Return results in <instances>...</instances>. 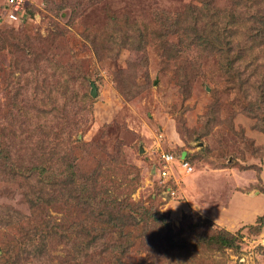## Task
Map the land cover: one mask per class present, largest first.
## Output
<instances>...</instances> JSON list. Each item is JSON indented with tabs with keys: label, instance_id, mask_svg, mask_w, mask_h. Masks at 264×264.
Segmentation results:
<instances>
[{
	"label": "rangeland",
	"instance_id": "374dc122",
	"mask_svg": "<svg viewBox=\"0 0 264 264\" xmlns=\"http://www.w3.org/2000/svg\"><path fill=\"white\" fill-rule=\"evenodd\" d=\"M208 1L223 4L221 0H87L82 2L79 15L71 17L72 11H67L63 18L56 17L54 22L58 24H54L50 13L54 7L52 0H24V8H33L34 15L25 14L23 23L15 30L2 7L6 0H0V33L16 34L11 43H3L7 45L0 40V133H3L0 136L11 146L13 161L25 159L14 172L7 165L0 166L1 250L22 251L29 242L28 235L42 232L45 244L56 247L55 256L65 257L67 252H74V245L69 249L57 236H50L49 229L60 224L59 230L68 233L71 228L78 232L77 222L82 217L73 214L71 207L43 205L48 195L41 194V190L46 191L52 185L24 174L32 163H43L39 160L44 158L41 157L44 151H36L37 161L24 151L36 146L33 131L46 116L40 110L43 103L48 106L52 103L50 109L61 110L58 115L65 118L64 122L54 118L51 125L52 129L60 125L66 129V135L69 133V143L63 146L68 158L84 156L82 165L88 161L90 172L97 166L96 161L105 168L109 161L115 160L132 177L138 174L139 187L132 199L141 203L149 202L151 196L156 198L154 204L170 218L174 234L179 233L184 219L199 216L227 230L209 220L206 213L228 207L227 199L235 192L264 193L263 47L252 56L239 51L229 55L228 59H237L232 67L219 54L185 50L183 37H177L174 44L177 47L182 44L184 53L169 64L156 49L147 55L128 48L108 52L97 43L96 51L91 43L95 37L100 40L108 34L113 19L127 18L155 25L156 13H159L157 22L162 23L167 16L171 18L189 6H201ZM232 3L220 8H229ZM240 5L234 9L243 10L242 17L250 18L248 27L261 19L264 0H242ZM59 28L69 34L46 54L58 64V69H50L49 64H42L41 58L35 60L34 54L44 47L47 52V42ZM91 83L97 86L96 97L92 96ZM183 151L192 156L191 173L186 174L179 165L183 158L178 154ZM162 152L173 153L175 161L173 176L168 178L171 182H167V189L159 191L158 176L152 175V171L157 165L160 168L158 159ZM121 179L122 176L113 175L106 180L104 189L112 190L109 182ZM214 185L222 191L213 188L211 192H222L221 196L216 195V202L204 212L200 204L211 192L201 189ZM56 193L54 190L53 196ZM38 196L41 199L37 200ZM237 204L236 210L241 208L242 212L255 205L238 200ZM229 232L237 236L238 248L224 252L194 251L195 247L189 244L185 251H173L166 240L158 239L163 245L160 250H166V254H157L158 243L146 251L145 246L142 250H130L131 259L135 264H264V222L255 221ZM183 236L174 239L180 242ZM108 261V256L100 254L93 262L81 264H109ZM51 264L61 261L55 258Z\"/></svg>",
	"mask_w": 264,
	"mask_h": 264
},
{
	"label": "trees",
	"instance_id": "16d2710c",
	"mask_svg": "<svg viewBox=\"0 0 264 264\" xmlns=\"http://www.w3.org/2000/svg\"><path fill=\"white\" fill-rule=\"evenodd\" d=\"M85 1L87 0H52L51 3L54 7L50 8V11H52L50 13H53L51 19L54 22L56 17L63 18L67 11H72L71 17L79 15L80 10L83 9L82 2ZM221 1L223 4L214 5V2L212 4L208 1L202 3L201 6H189L185 11L171 18L167 16L162 19V23L157 22L159 13H156L153 15L155 25L146 22H131L127 18L122 20L113 19L108 34L103 35L100 40L95 37V42L92 41L91 43L96 51L97 43L103 51L108 52H112L116 48L121 50L128 48L147 55V52H155L156 49V51L158 50L157 53H161L163 60H167L165 63L169 64L175 63L184 53L182 44L179 47L174 44L177 37H183L186 39V45L183 46L185 50L200 49L207 54L211 52L219 54L227 60L228 65L231 63L234 67V61L237 59L230 60L228 59L229 55L237 54V51H239L240 54L244 53L245 56H252L259 48H261V51L263 50L264 9L261 10L262 14L259 13L261 19L254 23L251 22L252 24L250 23L248 27L247 23L250 22V18L242 17L243 10L237 7L236 10L234 9L237 5L241 6L242 0H236L234 6L232 2L235 0H228V4L232 3L229 8H220L228 5L225 0ZM10 4V0H6V4L4 3V6H2L6 12V18L12 7ZM27 13L33 16V8L26 7L18 12V21L10 20L15 30L18 24L23 23L24 16ZM165 15L166 13H163L164 17ZM228 17L232 20L226 21L225 18ZM235 18L237 19L234 21ZM54 24L58 23L54 22ZM64 30L59 28L57 34H52V39L47 42L49 46L47 52H45L46 47H40V52L34 54L35 60L41 58L42 64H49L50 69L58 67V64L52 61L54 57L50 60V57L46 54L49 53L50 49L53 51L69 34L68 31L63 33ZM11 37L15 38L16 34L0 33L2 45H7L3 43H11ZM39 70L41 71L42 68H39ZM24 73L30 72L25 71ZM45 74L44 70L43 75L45 76ZM227 74L229 75V71H227ZM262 92L264 93V88ZM42 105L43 107L40 110L46 116L39 121L42 123L41 126L33 131V137L37 140L36 146L34 150L28 151L25 149L24 151L28 156L31 155L34 161H37L38 158L36 151H44V156H41L44 158L39 160L43 163L40 165L34 162L30 167L25 168V173H23L29 177L41 178L40 181H43V184L52 185L46 191L41 190V194L48 195L44 198L43 205L45 203L50 206L71 207L73 214L82 217V220L78 222L72 221V223L77 222L78 232L71 231L70 227L71 232L68 231V233L59 230L60 224H54L49 229L52 234L50 236H57L69 249L74 245V252L70 251V254L67 252L65 257L55 256L53 251L56 250V247H52L54 245L47 246L41 235L42 232H37L32 236H27L29 242L25 244L26 247L22 251L14 252V249L11 248H7V250L5 248L0 249V264H35L36 262L51 264V261L55 258L59 259L61 264H81L82 262H93L95 257L100 254L109 257V264H126L125 261L128 264H135L130 254V250H135V248L142 250L145 246L144 251H146L147 247L153 248L160 243L157 246V254H166V250H160L163 245L158 239L166 240L170 244L169 249L173 251L183 249L185 251L188 249L189 244L195 247L194 251L224 252L226 249L238 248L237 236L228 230L213 225L201 216L197 219H184L185 221L179 233L174 234L170 218L161 214L155 206L154 200L156 198L151 196L149 202L141 203L132 199L133 193L139 187V175L134 174L135 176L132 177L131 172L121 169L122 166L116 165L115 160L109 161L105 168L103 165H99L100 163L97 164L96 161V164H94L97 166L92 167V172L88 170L89 168L87 169L88 161L82 165L86 160L84 156L70 160L63 149V146L69 143V133L66 135V129L61 128L60 125H56L53 129L51 125L54 118L61 119L64 122L63 114L58 115L61 110H51L52 103L49 106L45 103ZM54 111L57 115H54ZM11 151L9 143L5 144L3 137L0 136V166L1 164L7 165L14 172L18 164L25 159L20 157L18 160L13 161ZM178 156L185 161L193 162L192 156L186 151L178 154ZM158 167L157 165V169H161V166ZM21 170L22 168H20ZM118 170H121L119 171L120 174L117 172ZM113 175H120L122 179L110 181L109 186L112 190H105L106 180H110ZM152 175H157V173L152 171ZM157 185L159 191L167 189V185H160L158 179ZM37 190L40 194V190ZM54 190L57 192L55 196H53ZM39 199H41V196L37 197V200ZM31 205L34 206L35 202L32 201ZM259 221L264 222V215L257 218L256 222ZM177 235L179 237L184 235L180 242L174 239ZM151 244L153 245L149 246Z\"/></svg>",
	"mask_w": 264,
	"mask_h": 264
},
{
	"label": "crops",
	"instance_id": "0c3cea01",
	"mask_svg": "<svg viewBox=\"0 0 264 264\" xmlns=\"http://www.w3.org/2000/svg\"><path fill=\"white\" fill-rule=\"evenodd\" d=\"M175 176V173H174ZM181 176V175H179ZM207 177H210V175H208ZM218 178V176H215V178ZM263 177V175H262ZM176 178V176H175ZM178 179V178H177ZM181 179V178H180ZM178 179V180H180ZM264 179V177H263ZM242 182V181H241ZM192 185H194L193 182H191ZM209 187V186H208ZM220 187V186H219ZM216 190L219 189L218 186H211L208 189H201V191L206 190L211 192L212 190ZM221 190V189H219ZM222 191V190H221ZM222 192L218 191H214L208 194V196L206 195V200H204V203L200 204V209L202 211L208 212V207L209 205H211L212 203L216 202L215 198H217V196H221ZM259 193V194H258ZM211 195V196H209ZM217 195V196H216ZM251 199V200H249ZM237 200L240 201H246V202H253L255 203L254 207H250V208H244V211L242 212V209H240V211L236 210V207L238 206L237 204ZM228 201V207H222V210L217 212L215 210H211V213H206L208 216V219L213 222H217V225L222 226L224 228H226L228 231H234L236 230L239 226H243V225H251L254 224V222L257 220V218L259 216L262 215V213L264 212V193L261 192H255L254 194L252 192H247V193H233L231 196L228 197L227 199ZM210 203V204H209ZM245 203H243L242 206L239 207H243ZM210 208V207H209ZM238 208V207H237ZM189 209H191L189 207ZM215 209V208H213ZM224 210L226 211V213H224ZM202 211H200L202 213Z\"/></svg>",
	"mask_w": 264,
	"mask_h": 264
},
{
	"label": "built area",
	"instance_id": "2783aa9c",
	"mask_svg": "<svg viewBox=\"0 0 264 264\" xmlns=\"http://www.w3.org/2000/svg\"><path fill=\"white\" fill-rule=\"evenodd\" d=\"M10 5L12 6L8 12L7 19L12 21H18L19 15L18 12L24 10V0H10ZM175 161V156L168 152H162L159 156L158 162L161 164V169L155 168V172L157 173L158 180L160 184H167L170 182L168 178L173 176V163ZM180 165L182 169L187 173H191L193 171V166L188 161L181 160ZM170 194H175V191L168 189Z\"/></svg>",
	"mask_w": 264,
	"mask_h": 264
},
{
	"label": "water",
	"instance_id": "95a60500",
	"mask_svg": "<svg viewBox=\"0 0 264 264\" xmlns=\"http://www.w3.org/2000/svg\"><path fill=\"white\" fill-rule=\"evenodd\" d=\"M91 87H92V90H91L92 96L96 97L97 93H98L96 84L95 83H91ZM200 146H202V144H200ZM153 173H155V168L153 170Z\"/></svg>",
	"mask_w": 264,
	"mask_h": 264
}]
</instances>
